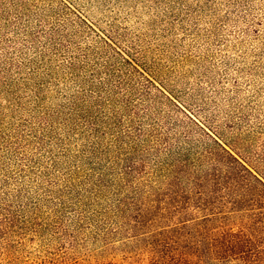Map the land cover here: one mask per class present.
<instances>
[{
	"label": "trees",
	"instance_id": "obj_1",
	"mask_svg": "<svg viewBox=\"0 0 264 264\" xmlns=\"http://www.w3.org/2000/svg\"><path fill=\"white\" fill-rule=\"evenodd\" d=\"M196 1L181 25L209 21L194 33L209 50L261 40L264 0ZM127 38L98 30L67 0H0V264H33L21 247L41 238L40 220L53 239L38 240V264H83L96 241L105 251L135 245L147 264H264V152L232 131L264 126V54L253 101L237 100L235 77L222 122L220 100L178 88L185 73ZM195 63L212 86L236 67Z\"/></svg>",
	"mask_w": 264,
	"mask_h": 264
},
{
	"label": "rangeland",
	"instance_id": "obj_2",
	"mask_svg": "<svg viewBox=\"0 0 264 264\" xmlns=\"http://www.w3.org/2000/svg\"><path fill=\"white\" fill-rule=\"evenodd\" d=\"M67 1L80 9V11L84 12V14L89 18L90 22H92L98 30H103L113 36L118 35V33H124L128 36L127 39L136 41L138 48L140 47L143 49L144 47L149 49L150 51L148 52L150 58L155 56V60L161 62L164 67L168 68L172 72L176 71V73H185L183 75L184 79L181 80L182 82L178 83V88L182 90H189V95L196 94L198 92H193V89L200 90L201 87L206 88L204 96L206 99H208L207 101H211L209 100V97L221 101L220 107H217V110H215V108L213 110H215L214 114L220 115L219 113H221L219 118L222 120V122H225V119L228 118L226 114L227 106L222 107L224 99L226 95L231 96L236 94V92L235 94L228 92V89L232 91L235 88V83L233 82L235 77L241 76L238 78L240 81V87L238 90L241 91L242 96L237 93V100H239L241 97L240 101L243 103V105H249L251 104L249 101H253L255 94L250 92L252 91V82L250 80L255 79L251 78L254 73V70L252 69L256 70V65L260 64L259 58L261 56L263 57L264 54V52L262 54L259 53L264 51V12H259L256 17V20L262 19V21H260L262 24L258 25V29H261L262 31L261 40L260 38H256L255 35H251L254 38V42L248 41V43L244 44L243 47H238L234 44H229L228 46L217 45L213 46V50H211L212 48L209 50V45L206 46L205 42L201 43V40L195 41L196 37L194 34L198 27H200L199 29L201 33H207L206 30L209 28V21H205L204 19V21L198 22L199 26L195 29L194 22H189L187 20V23L189 22V24H187L185 27H188V30L190 31L183 30L181 25L182 21L187 19V15L190 14L189 10L193 11L201 5L197 4L198 2L196 0H177L175 5L171 4L170 0ZM182 5L184 8L187 7L188 9H185L184 12L186 13L181 15V20L177 22L174 17L176 12L173 11L181 8ZM166 27L171 29L173 28L174 36L162 37L161 33ZM239 32L240 30H238V33ZM224 33L229 34L230 39H232L231 33H233V30L231 28L226 29ZM180 40L183 41L182 43H187V46L184 48L185 50L182 49L183 47L180 45ZM175 45L177 46L173 49V46ZM247 52H249L250 55H248ZM193 55L196 59H201L202 64L205 67L207 65L213 64L223 65L228 61L236 67L233 69H220L218 74L215 75L218 84L212 86L210 85V79L201 78L199 80L200 77H198L197 74L200 69L197 68L198 66L195 63V58H191ZM185 57L190 58L189 61H184ZM180 61L182 65H180ZM239 69H246V72H238ZM176 73L172 75L176 76ZM175 76H172L173 81L176 79ZM260 82L262 83V86H264V80L262 79ZM223 87L227 89L223 90ZM219 89L225 93L217 94ZM212 103L215 104V102ZM260 104H262L261 108L264 111V99L261 100ZM213 107L214 105L211 106V108ZM221 107L222 109L220 110ZM238 115L241 117L242 114ZM262 118L264 119V115ZM238 121L240 122V120ZM228 130L231 131L232 129ZM232 131L238 134L243 143L246 146H250L252 151L264 152V126L261 127L257 124H253L251 127L243 126V128L238 132L236 130ZM71 217H73V215H68V218ZM39 223L43 225L41 232L43 235L41 238L27 241L21 247L22 252L25 255L24 260L28 263L38 264L43 258L41 255L42 243L38 240H42V242L46 244L50 243V241L53 239V237L49 235L52 233V231L49 230L50 225L47 224V221L40 220ZM66 224L69 225V223ZM86 226L87 225H85L84 228H86ZM66 227L69 229V233L73 236H76V239L78 240V235H80L78 234V231H73L70 226ZM88 230L91 231L90 233L93 232L91 227H89ZM71 235H64V239L73 237ZM94 235L96 236V234ZM79 241L82 242V238L80 236ZM83 243L84 242H82V244ZM104 243L107 242L96 241L94 244L84 246L88 247V249L83 250L81 254V262L83 264H88V262L91 264H98L100 261L114 262L116 264H147L142 256L139 257L133 255L137 252V247H135V245H124L120 246L119 249L105 251L102 248ZM120 243L121 242L118 241L116 244L118 245ZM61 246L62 244H55L57 253H61V251L63 252L65 250V247ZM16 249H18V247H16Z\"/></svg>",
	"mask_w": 264,
	"mask_h": 264
}]
</instances>
